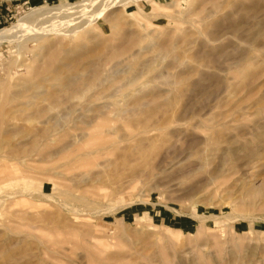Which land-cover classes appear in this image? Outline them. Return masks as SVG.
<instances>
[{"label": "rangeland", "instance_id": "rangeland-1", "mask_svg": "<svg viewBox=\"0 0 264 264\" xmlns=\"http://www.w3.org/2000/svg\"><path fill=\"white\" fill-rule=\"evenodd\" d=\"M112 9L68 91L72 35L0 42V264H264V0Z\"/></svg>", "mask_w": 264, "mask_h": 264}, {"label": "bare ground", "instance_id": "bare-ground-1", "mask_svg": "<svg viewBox=\"0 0 264 264\" xmlns=\"http://www.w3.org/2000/svg\"><path fill=\"white\" fill-rule=\"evenodd\" d=\"M126 1H131V0H83L79 3H65V4L61 3V4L50 6L49 8H46V9L38 8V9H35L32 14L22 18L17 23V25H14L12 30L6 31L5 33L0 34V42L4 41V40H10V41L16 40V42L21 44L22 42H25V41L30 39L32 34L30 35V37L26 36V34L29 31L34 32L33 35H35V37H38V38L40 36L42 37V36L47 35L49 33V31H51L53 34H58V35L62 34L63 36L64 35H67V36L72 35L71 38H72L74 46L70 50H68L66 53H65V51L63 52V53H65V55L62 58L60 64L55 69H53L51 71L50 70L44 71V74H43L44 77L42 78V80L40 82L28 84V86H26L27 88H32V89L35 88L37 91V89L46 86V85L44 86V82L53 79V80L60 81V86H61V89L63 91H68L77 85L78 80H82L84 77V75L82 73H80L81 70L78 67V65L80 63L81 57L83 55L86 56V53L88 52V51H86L88 48L86 45L87 41H91V38H89V37L76 36L74 34L80 33V32L83 33L84 31H87L88 29H90L92 27H96V26L100 25L101 23L104 22L103 21V20H105L104 16L108 10H111L112 8H114V6L116 7L117 5H122ZM83 12H84V14H83ZM112 15H114V13L109 14V16H111L109 20H112L114 18V16H112ZM51 32L49 33L50 35H51ZM100 52H101V50H100ZM99 53L97 54L98 57H99ZM89 54H90V52H89ZM87 67L89 68V66H87ZM84 69H86V68H84ZM39 73H42V72H40V70H39ZM50 82L51 81H49V83ZM51 83H53V81ZM87 85H88V83H87ZM50 86L47 85V87H50ZM80 86H78V87H80ZM27 88H25V89H27ZM27 90H29V89H27ZM51 90L52 89H50V92H51ZM46 92H47L46 94L49 93L47 90H46ZM55 92H56V90H55ZM51 95H53V94H51ZM30 101L31 100H29V102ZM98 140H100V138ZM108 143L109 142L107 141V139H105L102 142H100L101 145L100 144H98V145H100L99 147L103 148ZM92 145H94V144H92ZM94 146H96V145H94ZM91 153L92 152H89L88 154L90 155ZM70 194L71 193H69V194L66 193V195H70ZM4 198L6 199V197H4ZM79 202H80V200H79Z\"/></svg>", "mask_w": 264, "mask_h": 264}]
</instances>
